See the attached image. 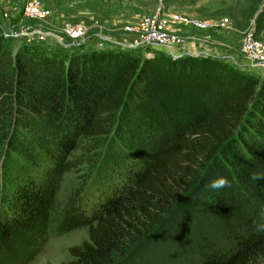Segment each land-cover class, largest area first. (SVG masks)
Returning a JSON list of instances; mask_svg holds the SVG:
<instances>
[{
    "label": "trees",
    "instance_id": "16d2710c",
    "mask_svg": "<svg viewBox=\"0 0 264 264\" xmlns=\"http://www.w3.org/2000/svg\"><path fill=\"white\" fill-rule=\"evenodd\" d=\"M5 42L0 27V264L32 259L63 218L88 239L61 264H264V77L162 49L59 58ZM109 135L112 184L57 210L69 156Z\"/></svg>",
    "mask_w": 264,
    "mask_h": 264
},
{
    "label": "rangeland",
    "instance_id": "374dc122",
    "mask_svg": "<svg viewBox=\"0 0 264 264\" xmlns=\"http://www.w3.org/2000/svg\"><path fill=\"white\" fill-rule=\"evenodd\" d=\"M45 1L51 7V14L42 20L28 19L15 11L11 13V16L2 17L1 12L7 11L8 8L0 6V27L2 36L6 38L7 50L14 52L23 44H29L35 52H41L40 48H42L48 54L53 53L55 57L60 53L59 58H68L72 54H84L94 50L116 51L124 47L119 46L118 43L103 42L99 44L100 39H111L123 43L132 35L126 30L127 26L137 23L142 17L155 14L156 11L177 12L193 18L212 21L227 18L224 26L206 29L181 25L178 28V33L183 39L182 44L187 40H197L198 36L204 34L207 36L208 45L213 49L210 52L211 55L199 53L198 56L205 55L258 79L264 77V70L250 66L249 61L244 58L239 49L240 39L249 30L259 40L264 41V0ZM68 23L84 25L86 27L84 37L76 42H70V38L64 33V27ZM25 30L28 31L26 32L29 33L28 36H34L30 41L27 40L26 34H22ZM62 43H73V45L65 47ZM173 52V55L177 54L175 51ZM110 142L109 135L104 138L102 147L90 154H87L81 147L73 151L69 158L77 161L78 164L61 176L52 198L53 207L62 210L74 197L76 202L81 200L82 204L91 203L96 192L100 190V185L109 186L112 184L105 179L102 174V172L104 173L103 166L100 164L102 152L105 153L103 159L109 157L106 149ZM87 145L88 141H85L83 146ZM116 146L117 144L114 145V151L118 154ZM121 146L122 144L119 143L121 158L117 161L118 163L124 161L128 163L130 152L122 148L124 145ZM91 160H94L93 163L90 162ZM111 166L114 167V165ZM103 189L105 188L103 187ZM79 194L80 196L77 197ZM75 207L78 209L81 204H76ZM75 207L71 205V210L68 206L69 213H72ZM68 224L65 218H63V222L51 223L52 230L47 232L40 250L32 259L23 264H61V262L70 260L68 248L88 239V225L79 221L68 228ZM8 252L14 256H20L24 253V248L22 244L18 247L10 246Z\"/></svg>",
    "mask_w": 264,
    "mask_h": 264
},
{
    "label": "built area",
    "instance_id": "2783aa9c",
    "mask_svg": "<svg viewBox=\"0 0 264 264\" xmlns=\"http://www.w3.org/2000/svg\"><path fill=\"white\" fill-rule=\"evenodd\" d=\"M0 6L8 8L7 11L1 12L2 17L11 16V13L15 11L25 18L42 20L51 14V7L47 5L45 0H0ZM226 22L227 18L212 21L193 18L177 12L156 11L155 14L144 16L137 23L127 26L126 30L132 34L127 41L119 43L111 39H100L99 44L103 42L118 43L119 46L127 49H139L143 51L145 56L152 55L150 49H162L173 55L172 52L176 51V48L183 42L178 33V28L181 25L206 29L224 26ZM64 33L70 38V42H76L84 37L86 27L78 23H68L64 27ZM25 36H27L28 41L34 37L33 35ZM239 49L244 58L249 61L250 66L264 70V41L259 40L251 30L246 31L240 39Z\"/></svg>",
    "mask_w": 264,
    "mask_h": 264
},
{
    "label": "crops",
    "instance_id": "0c3cea01",
    "mask_svg": "<svg viewBox=\"0 0 264 264\" xmlns=\"http://www.w3.org/2000/svg\"><path fill=\"white\" fill-rule=\"evenodd\" d=\"M206 35L202 34L201 36H198L197 40L194 41H185L182 45L178 46L176 48L175 53L177 54H208L211 55L210 52L213 49L210 45H208L206 40Z\"/></svg>",
    "mask_w": 264,
    "mask_h": 264
},
{
    "label": "water",
    "instance_id": "95a60500",
    "mask_svg": "<svg viewBox=\"0 0 264 264\" xmlns=\"http://www.w3.org/2000/svg\"><path fill=\"white\" fill-rule=\"evenodd\" d=\"M63 44V46H65V47H68V46H72L73 45V43H62ZM188 55H192V54H189V53H187ZM181 55H184V54H175V55H172V56H174V57H179V56H181ZM195 56H198V54H196Z\"/></svg>",
    "mask_w": 264,
    "mask_h": 264
},
{
    "label": "clouds",
    "instance_id": "9594fccd",
    "mask_svg": "<svg viewBox=\"0 0 264 264\" xmlns=\"http://www.w3.org/2000/svg\"><path fill=\"white\" fill-rule=\"evenodd\" d=\"M222 183H223V182H222ZM211 186H212V187H217L218 185L215 184V183H213Z\"/></svg>",
    "mask_w": 264,
    "mask_h": 264
},
{
    "label": "bare ground",
    "instance_id": "6f19581e",
    "mask_svg": "<svg viewBox=\"0 0 264 264\" xmlns=\"http://www.w3.org/2000/svg\"><path fill=\"white\" fill-rule=\"evenodd\" d=\"M23 34H26V35H28L29 33L23 32ZM172 54H174V52H172Z\"/></svg>",
    "mask_w": 264,
    "mask_h": 264
}]
</instances>
